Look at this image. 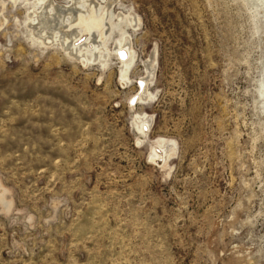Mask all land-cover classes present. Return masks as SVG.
Listing matches in <instances>:
<instances>
[{
	"label": "rangeland",
	"instance_id": "rangeland-1",
	"mask_svg": "<svg viewBox=\"0 0 264 264\" xmlns=\"http://www.w3.org/2000/svg\"><path fill=\"white\" fill-rule=\"evenodd\" d=\"M111 6L139 19L127 83L116 29L82 63L0 0V264H264V2Z\"/></svg>",
	"mask_w": 264,
	"mask_h": 264
},
{
	"label": "bare ground",
	"instance_id": "bare-ground-1",
	"mask_svg": "<svg viewBox=\"0 0 264 264\" xmlns=\"http://www.w3.org/2000/svg\"><path fill=\"white\" fill-rule=\"evenodd\" d=\"M13 1L26 2L28 5L30 36L43 44H56L67 55L82 63L98 61L104 64L109 53L107 42L111 38L112 30L116 29L119 32L118 37L110 39V42L116 52H120V81H131L127 76V69L132 61L128 28L130 25L138 26L139 19L134 13L124 15L119 12L115 15L111 6L115 0H106L104 5L97 0ZM1 20H4L3 16ZM82 35H85L84 39L79 40ZM154 66L155 57L152 54L145 62L146 74L137 77L136 92L129 100L135 98V102H139L154 95L148 88V83L154 77ZM138 118L144 120L141 125H148L151 119L145 114L138 115ZM156 151L161 152L160 164L165 166L168 158L174 154V141L158 138L153 141L150 153Z\"/></svg>",
	"mask_w": 264,
	"mask_h": 264
}]
</instances>
